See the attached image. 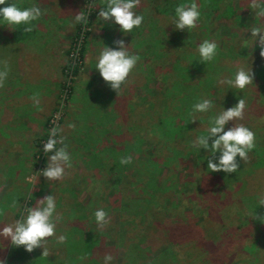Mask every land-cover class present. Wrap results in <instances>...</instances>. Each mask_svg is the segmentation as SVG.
Returning a JSON list of instances; mask_svg holds the SVG:
<instances>
[{"label":"rangeland","instance_id":"rangeland-1","mask_svg":"<svg viewBox=\"0 0 264 264\" xmlns=\"http://www.w3.org/2000/svg\"><path fill=\"white\" fill-rule=\"evenodd\" d=\"M224 1L232 2L235 10L234 14L224 16L223 21L228 20L229 24H219L217 16L207 19L203 15L197 28L183 30L180 36L187 35L185 42L178 39L174 51L173 44L168 42L158 45L160 39L164 40L159 29L170 23L169 18L159 17L158 28L156 23H142L131 33L123 34L118 25L98 19L105 0H13L22 8L37 4L42 16L31 25L30 33L37 36L26 37L23 26L10 35L13 29L0 25V73L4 74L0 79V212L7 220L11 212L6 206L15 199L16 215L12 218H19L27 207L26 198L37 201L49 194L54 196L61 219L56 235L44 245L48 253L45 257L50 261L40 259L39 264H57L52 260L61 263L62 247L56 236L65 237L68 227L74 226L67 221L75 224L73 234L94 232L103 236L104 248L94 253L98 254L95 264H103L106 253L113 256L111 264H159L155 255L161 239L173 241L175 235H179L175 251L180 257L188 245L189 252L206 257L213 241L205 240V232L195 225L197 218L213 204L219 206L216 213L212 212L217 226L209 232L226 235L214 240L213 243L220 244L221 256H215L208 264H224L223 258L227 264H264V205H260L264 202V147L260 149L264 145V63L259 65L264 57L248 35L252 26L264 25V19L254 17L249 0ZM195 2L200 8L206 0ZM153 5L154 1L139 0L135 9H152ZM80 11L87 16V23L74 22L73 15ZM149 35V44H145ZM118 39L129 44L127 50L139 59L120 89L113 90L99 76L95 61L104 45L111 47ZM205 39L215 41L219 48L208 64L213 61L215 66L205 86L202 83L191 88L180 78H196L200 68L196 48ZM152 44L153 48L148 49ZM162 47L165 49L161 50ZM179 51L185 53L178 54ZM26 56V62L34 67L33 76L28 72L30 64L24 62ZM172 59L180 63L165 70ZM179 64L184 65L186 72ZM241 66H249L251 85L240 91L218 84L219 79L231 77ZM180 86L185 87L180 94L182 106L189 112L181 115L189 117L188 122L192 119V105L198 99L210 98L216 103L209 113L195 114L200 124L192 122L193 132L188 136L184 133L175 141L165 138L171 141L164 148V128L171 119L177 123L180 120L169 106L172 102L175 108L173 99L183 89ZM4 87L10 88L7 91ZM195 88L198 89L194 97L189 99L188 94ZM240 98L246 107L243 118L234 123L252 127L254 147L261 162L256 170L248 167L254 157L249 151L246 160L238 159L235 173L217 171L205 177L207 152L198 150L195 137L205 132L209 115L221 111V105L234 106ZM164 114L168 120L163 121ZM230 126L232 122L227 125ZM52 128L57 129V147L64 146L70 156V167L58 181H48L39 173L51 154L44 153L42 148ZM128 143L134 145L129 148ZM112 156L118 158L114 172L110 170L115 163ZM125 157L131 158L130 163L121 164ZM147 158L156 164H149ZM163 161L168 162L164 168ZM195 175H201L204 186L210 187L207 194L203 186L195 191L191 184ZM158 180H162V187L170 189L163 197L149 195L150 202L144 201V187H153ZM177 200L182 204L175 208ZM98 208L107 214V223L102 227L93 216ZM240 233L241 244H237L234 236ZM255 235L260 237L259 245H250ZM9 249H16L13 253L17 255L42 253V248L27 252L23 246L0 244V259L6 264H27L7 256Z\"/></svg>","mask_w":264,"mask_h":264},{"label":"clouds","instance_id":"clouds-1","mask_svg":"<svg viewBox=\"0 0 264 264\" xmlns=\"http://www.w3.org/2000/svg\"><path fill=\"white\" fill-rule=\"evenodd\" d=\"M139 0H105L98 12V19L118 25V30L123 33H131L134 28H139L143 22V16L137 14L134 9L138 6ZM248 7L252 9L257 20L264 19V0H249ZM42 16L41 8L33 3L30 7L22 8L15 2L0 0V25H5L10 29H18L23 26V30L30 32L32 22L37 21ZM201 16L200 9L192 0L191 3L177 4L174 9V19L172 25L175 30H189L196 27ZM75 23H87L88 19L81 11L73 15ZM249 38L260 47V56L264 57V25L257 24L249 30ZM123 39L113 41V46L104 45L99 51L95 69L99 76L113 90H119L126 81L130 72L137 64L139 57L131 54L127 49ZM197 54L200 62L213 60L217 51V43L213 40L205 39L197 45ZM0 73V79L3 78ZM218 84L227 85L228 89H238L243 91L252 84V75L249 66H241L235 70L231 77L219 79ZM216 101L210 98L198 99L191 108V122L200 120L195 114L209 113L213 109ZM243 98L238 99L234 106L225 108L221 105V111L214 115H209L207 128L204 133L195 137L194 144L198 150L207 152V169L210 172L222 171L226 174L235 173L238 169L239 161L247 159V154L254 148V132L243 124H236L235 121L243 118L245 109ZM229 122L232 126L227 127ZM71 127V125L69 126ZM57 129L49 131L47 141L43 144L42 151L51 153L47 158L46 166L39 172L40 176L48 181H58L65 175V169L70 167V156L64 146L57 147ZM62 144V138L59 141ZM131 158H122L120 163H130ZM260 205H264L261 202ZM11 216L6 220L5 214L0 212V239H5L12 246H23L24 250L31 252L36 248H42V255L47 256L45 243L47 239L56 235V226L61 217L57 214L56 200L52 194L46 195L36 201L32 207H26L19 218L15 217L16 200L13 199L6 206ZM97 225L103 226L107 223L106 212L103 208H98L93 213ZM58 243H63L64 235L56 236ZM103 264H111L113 256L106 253L103 256ZM0 264H6L4 259H0Z\"/></svg>","mask_w":264,"mask_h":264},{"label":"trees","instance_id":"trees-1","mask_svg":"<svg viewBox=\"0 0 264 264\" xmlns=\"http://www.w3.org/2000/svg\"><path fill=\"white\" fill-rule=\"evenodd\" d=\"M150 1L151 2L154 1V5H153L152 9L149 8V9L140 10L137 8V9H135V12L137 14H143V22H142L143 24L146 25L148 23H150V24L156 23L155 26L157 28L159 25L158 23H160V22H158L159 17H163L165 20L167 18H169L170 23H172V21L174 19L173 13H174L175 6L177 4H181L184 2L186 3L185 0H150ZM223 1L224 0H206V2L199 8L200 12H201V16H200L198 22L202 23V16L203 15H206L207 19L217 16L216 17L217 20L221 21V23H219V24L224 23V26H227L229 24V22H228V20L226 22L223 21L226 18L224 16L234 14L235 10L231 6L232 2L226 3L224 1L225 3H223ZM237 1H239V0H237ZM150 6L151 5L149 4L147 7H150ZM206 10H208V11H206ZM202 12H206V13L202 14ZM150 18H154L157 21H155V20L150 21ZM170 23H168V24L164 23L163 24L164 26L161 25V28L159 30H161V38H163L164 40L162 41V39H160L158 41V45H160L162 43V46H165L163 44H167V42H168L169 45L173 44V47H171V48H173L175 51V50H177V47H178V44H177L178 41L177 40L180 39L181 41L183 40L185 42V37L187 35H185L184 37H183L184 34L182 36H180L181 33H184L183 30H175L174 25H172ZM18 28H20V27L18 26ZM14 30H16V29H13V31H10V35L13 34ZM30 36H37V35L34 32H32V33L26 32V37H30ZM207 36H209V34ZM145 39H146L145 44H149V40L151 39V36L149 35ZM152 48H153V44L150 45V48H148V49H152ZM162 49L164 50L165 47H162L161 50ZM218 50H219V48H217V51ZM160 52L162 53V51H160ZM182 52L183 51H179L178 54H184L185 53V52L184 53H182ZM182 56H184V55H182ZM26 59H27V56L24 58V62L27 63L28 65L30 64L31 68L29 69L28 72H29V74H31V76H33L34 72H35L34 67L30 61L26 62ZM178 62H179V60L174 61V59H172V61L169 62L170 63L169 67L164 66L165 70H167L166 68H170V67L174 68L175 65L178 64ZM263 63H264V61H261L259 63V65L263 64ZM208 64H209V61L204 62V63L199 61L197 63V67L200 66V68L199 67L197 68V69H199V71H197L198 73H196V78L184 76V77L180 78V81L183 83H187L188 87L190 85L191 88H193L196 85H197V87H200L202 85V83H204L203 86H205V83L207 82V80L209 78V74H211L210 72L212 71V68L215 66V63L213 61H212V63H210V65H208ZM179 65L184 67V65H182V64H179ZM177 66H176V68H177ZM263 66H261V67H263ZM65 68L67 69L68 66ZM181 69H183V68H181ZM183 71L186 72L185 67H184ZM26 76H28V75L26 74ZM190 82L192 84H190ZM188 87H186V88H188ZM206 87H207V85H206ZM4 88L8 91L10 87H4ZM180 88H183V89H181L179 94L177 92V96H175V99H173L174 104H175V108L173 107L172 102L169 105L171 107V110L173 112H175L174 115L177 114V116L179 117L180 120L177 123L176 119H175V122H174V119H171V121L169 120L170 122L168 123V126H166L164 128V131L162 132V135L164 138V143H165V144L163 143L164 148H166L169 141H171V140H165V138L171 137L175 141V140H178L182 134L186 133V135L188 136L189 133L193 132V130L191 131V129H193L194 125L191 121L188 122L190 120V118L189 117H183L181 115L182 112H184V113H189V112L185 111V109L183 108L182 101H181V98L183 95H180L183 93L185 87L180 86ZM197 89L198 88H195V90L193 92L188 94L189 99H192L194 97V92H196ZM166 114H164L165 116L163 115V118H162L163 121L168 120L166 117ZM162 119L160 118V120H162ZM249 128L252 130V127L249 126ZM16 134L17 133H15V135ZM133 145L134 144H132V143L131 144L128 143L129 148L132 147ZM263 147H264V145H262V147L260 149H262ZM201 150H203V149H201ZM250 152L254 155V157H251V159H252L251 164H249L248 167H252L253 169L256 170L257 166L259 165V162H261V159H259V155H258L259 151H257V149L254 147ZM114 158H115V156H112V160H114ZM146 161L152 165L156 164V162L151 158H147ZM117 162H118V158L116 156L115 163L113 162L111 165V169H110L111 171H113V172L115 171L114 166L116 165ZM262 162H264V154H263ZM164 164H168V162H166V161L162 162L161 166L163 168H164ZM241 164L244 165L243 163H241ZM0 165H2V164L0 163ZM203 167H205V166H203ZM255 170H252V172ZM208 171H205V173L203 174V175H205V177L208 174L211 175L212 172H210V170H208ZM138 173H139V175H141L140 172H138ZM201 175L193 176L191 179V184L195 187V191L196 190L199 191L201 189V186L205 187L203 191H205L207 194L208 189L210 187L208 186V184H206L204 186V180L200 179ZM140 178H142V176H140ZM259 179H260V177H259ZM161 181L162 180H158L157 183L155 185H153V187H149V186L144 187L143 191H144V194L146 195L145 198H147L145 200L143 199L144 201H146L148 203L150 202V200H148L149 195H153L154 197H163V193H165L166 191H168L170 189L168 187L166 189H165V187H162ZM144 186H146V185H144ZM248 186H250V185H248ZM20 200L23 202V199H20ZM25 200H26L27 207L33 206L36 203V200L33 197H28ZM137 203H143V201H137ZM180 204H182V201L177 200V202L175 204V208L179 207ZM258 206L260 207L259 204H258ZM173 207H174V205L172 206V208ZM218 207H219L218 204H213V206L211 205L207 211L205 210L203 212L202 216L200 215L197 218V222H196L197 224L195 223L196 224L195 227L198 230L202 229L205 232V234L203 235V238H205V240H212L214 242L215 239H221L222 237H224L226 235V234H221L219 236V234H218L219 232L217 233V235L209 232V229L212 226H217L213 220L215 218L212 215V212L215 209H217ZM236 207H238V206H236ZM79 210L80 209H78V211ZM214 212L216 213L217 211H214ZM212 217H213V219H212ZM67 222H69L75 226L74 223H72L70 221H67ZM74 226L68 227V231H66L65 240L62 244L60 243V246L62 247V248H60V251H59V253L62 257L60 260V262H61L60 264H76V263L95 264L94 260L98 258V256H97L98 254L96 255L94 253L97 252L98 250H101L104 248L103 247L104 245L101 244L103 236L100 234L94 233V232H90L86 235L82 234V233H78L79 235L82 234L80 236L78 234H73L72 230H73ZM178 236L179 235H175V240H173V241L170 240L169 238L168 239L167 238L161 239V243L158 246L157 254L155 255V260H157V263L161 262L159 264H208V262L211 263V259H216L215 256H218V257L221 256L220 252H219L220 244L211 242V243H209L211 246V253L215 254V255L212 254V257H211V253L209 255H207L206 257H203L201 255L202 253H196L195 254V253H192L191 251L189 252V248L191 245H188V249H186V251H185L186 253L183 255V257H180L179 252L175 251L176 245H179L178 241H176ZM242 236L243 235L241 233L236 234L234 236V238H236L237 244H241ZM259 239H260V237H257L256 235L252 236V241L249 244L252 245V243H256L259 245V242H258ZM0 244L7 247V246H9L10 242L8 240H5V239H0ZM204 244H207V243H204ZM184 248H186V245L184 246ZM212 248H214V249H212ZM16 249H9L7 256H9L10 258H13V259H15V257H17L18 261H20L21 263L39 264L40 259H45L48 262L50 261L45 256H41L42 253H40L38 251H33V252L29 253V255H24V254L17 255L16 253L15 254L13 253V251ZM4 252H3V254H4ZM222 254H224V253H222ZM222 260L224 261V264H227L226 259L223 258ZM52 261H55L57 264H59L58 260H52ZM220 263H221V261H220Z\"/></svg>","mask_w":264,"mask_h":264}]
</instances>
